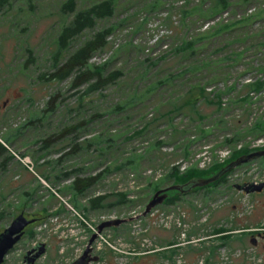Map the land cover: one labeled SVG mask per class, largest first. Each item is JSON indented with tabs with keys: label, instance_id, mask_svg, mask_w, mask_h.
Masks as SVG:
<instances>
[{
	"label": "rangeland",
	"instance_id": "1",
	"mask_svg": "<svg viewBox=\"0 0 264 264\" xmlns=\"http://www.w3.org/2000/svg\"><path fill=\"white\" fill-rule=\"evenodd\" d=\"M66 1L11 0L0 12V141L9 150L0 158V233L20 214L33 219L32 214L40 213L43 218L42 224L29 227L35 235H26L6 264H25L24 255L38 244H45L46 252L35 264H72L98 226L112 219L128 221L98 234L93 254L99 261L94 264H264V240L256 237L264 234V191L247 195L221 187L214 195L196 192L143 215L154 193L173 185L167 175L174 165L201 170L216 156L225 162L233 148L223 145L225 138L250 122L251 106L240 97L248 92L244 85L264 79L254 72L264 70V50L259 53L256 46L264 41V14L217 36L210 31L223 20L231 23L263 10L264 0H229L227 10L215 7L217 0H115L114 16L98 21L60 55L61 60L68 57L95 31L115 28L106 49L90 65L108 60V71L122 70L124 76L87 96L88 85L74 90L72 78H41L53 71L61 29L73 18L60 11ZM101 1L77 0V9ZM211 10L214 14L206 15ZM171 17L179 22L170 44L202 35L203 41L192 57L175 52L147 65L149 49L156 58L168 48L154 44L162 34L160 25H169ZM235 54L237 58H230L235 62L229 61ZM198 87L207 92L212 88L224 98L228 94L233 107L223 111L214 100L203 99L197 105L201 117L191 106L169 115ZM54 96L53 110L44 113ZM253 101L258 103L254 117L263 119L264 93ZM76 125L80 129L59 135ZM146 125V132L135 136ZM157 142L161 144L155 146ZM184 143L188 157L183 155ZM251 147L264 148V139ZM129 160L135 163L126 165ZM107 168L111 172L84 195L69 188L75 178ZM228 181L264 182V159L237 167ZM116 193H126L135 203L84 211L89 199ZM231 228L236 229L234 237L223 245L216 230Z\"/></svg>",
	"mask_w": 264,
	"mask_h": 264
},
{
	"label": "trees",
	"instance_id": "2",
	"mask_svg": "<svg viewBox=\"0 0 264 264\" xmlns=\"http://www.w3.org/2000/svg\"><path fill=\"white\" fill-rule=\"evenodd\" d=\"M244 3L249 2L250 0H243ZM11 0H0V12L2 10L7 9V7L10 5ZM215 7H219L220 10H227L230 7V1L229 0H217V4ZM60 11L63 16L67 17L69 15H73V18L63 26L61 29L60 35L58 37V52L54 57L53 61V71L51 74H44L41 76L42 79H45L47 81H64L69 78H72L71 82V88L76 90L84 85H88L86 91L84 94L90 95L91 93L99 92L103 90L104 88L113 85L117 83L119 79H121L124 76V72L122 70H114V71H108V68L111 64L108 60H105L102 64H95L90 65V60L98 53L103 52L106 47L108 46V39L112 37L115 28L113 26H110L108 28L100 29L98 31H95L93 36L87 39L79 48H77L74 52H72L68 57H65L63 60H61V53L67 49H69L71 42L82 35L86 30H94L95 25L98 21L111 18L114 16L116 11V3L115 0H104L101 2L93 3L91 6L83 9H77V0H67L60 8ZM263 10L257 11L255 13H252L251 15H247L248 17L240 18L239 20L231 23L229 20L227 22L219 24V26L215 25L212 28L213 32L211 35H219L222 32L229 31L233 28H236L238 23H245V22H252L259 16H262L264 13H262ZM185 12V11H184ZM187 14V13H186ZM206 14V13H204ZM214 14V11L211 10L208 12V16H211ZM177 22L179 20L172 19L169 25L164 24V26L161 24L159 33L162 30H166L167 34H161V37L155 42V46H166L167 49L163 50V54H158L156 58H151L153 56L152 49L144 48V50L147 52V65H151V62L153 61H162V57L166 55H174L175 52L178 54L183 55L186 57H192L195 55V47L197 46V43L200 41H203V35L198 37L197 39H191V40H185L181 43H175L170 44L172 40H175L176 32L178 29ZM181 22V21H180ZM236 26V27H235ZM180 27V26H179ZM210 28V27H209ZM264 33V32H262ZM214 36V37H215ZM258 35H255L257 37ZM120 45H118L119 47ZM170 46V48H169ZM256 46L258 47V52L264 50V41L257 42ZM261 48L263 50H261ZM161 51V50H160ZM162 52V51H161ZM238 55L235 54L234 56L230 55L228 56L229 61L235 62V60H231L230 58H237ZM191 70V69H190ZM259 74H264L263 68L258 69L254 72H258ZM216 86V85H214ZM245 88H248V92L245 96L240 97V99L244 101H248L251 110L250 113V122H247L245 125L246 128H242L239 130L240 133L235 134L233 137L227 136L225 138V141L223 145H230L233 146L232 149H228V151L231 153L229 158L225 162H219V157L215 158L214 161H212V164L207 167L206 169H198V168H184L181 170V166L174 165L171 168L170 173L167 175V180L169 182H172V184H181L189 181L192 178H209L213 175H215L217 172H219L222 168L227 166L230 162L237 159L240 156L250 154L252 152L263 150L264 148H254L251 147V144L255 143L256 141L260 139H264V136L257 135L264 133V118L260 119V116L255 115L258 114L257 112H254V110L257 108V102L253 101L254 98L257 96V98L264 93V79L256 80L252 83H247L244 85ZM206 88L198 87L195 90L191 89L190 92L186 95V97L182 100L183 102L179 105H174L173 108L168 111L169 115L173 114L176 111H181L185 109L187 106H191L192 111L197 113L199 117V111L197 109V105L200 103L201 100L206 101H213L217 104L218 109L227 111L230 110L233 105H231V98L230 96H227L228 94H225L227 98H224L223 95L219 94L220 92L212 90H205ZM198 91V93H197ZM224 92V91H222ZM237 92V91H236ZM253 93V95H251ZM55 101V96L51 97L48 101V106L44 110V113L51 112L53 110V103ZM153 115V112L150 114V116ZM45 116V114H43ZM42 119V118H40ZM39 119V120H40ZM203 120V119H202ZM252 125V126H251ZM78 128V125L72 126L70 130H64L59 135H63L62 133L67 131H76ZM147 130V125L144 126L142 129L137 130L134 132L135 136H141L143 135ZM201 133L203 136H206L208 132H205L203 129H201ZM68 135V133L66 134ZM255 135V136H254ZM50 140V139H49ZM49 140H45V143H48ZM8 141V140H7ZM189 142V141H188ZM161 142H157L155 146L160 145ZM107 147H111V145L106 144ZM46 147V145H45ZM8 148L5 144H3L0 141V158L3 157L6 153H8ZM183 155L184 157H188L190 155V151L188 148V143H184L183 145ZM264 159V157L259 158ZM256 161V160H255ZM135 163L133 160H129L127 164H133ZM245 165V164H244ZM234 169L216 182L207 185L203 188L195 189L193 192L187 195H181L176 191L169 192V197L166 200V202L162 206H170L176 204L178 201H181L185 199L187 196L196 193L204 191L207 193V195L219 192L221 187H231L235 188V185H228L229 181L228 178L231 176L235 171ZM111 172L110 168H107L105 171L100 172L97 175L94 176H86V177H77L74 179L72 184L69 186V188L73 191L75 195H84L87 191L92 189L94 186H96L103 177L104 173ZM64 176H69V173H65ZM58 177V176H57ZM48 178V177H46ZM156 189V188H155ZM114 198V200L109 203V199ZM132 203H135L132 200H129L127 198L126 193H116V194H103L99 195L95 198H91L88 201V205L84 207V211L86 214H89L91 211L101 210L108 207L113 206H130ZM41 216V217H40ZM1 218V216H0ZM30 218H34L36 221L29 225L28 228L25 230L23 238L27 235L33 238L35 235L33 231L29 229L30 226L35 225L38 226L39 224H42V214L36 213L32 214ZM236 229H217L216 233L222 235L221 241H223V245L230 240V238H233L234 235L232 234L233 231ZM22 238V239H23ZM173 242L171 245H174ZM218 246H215L213 250H216ZM15 249V248H14ZM13 249V250H14ZM212 250V251H213ZM176 249L174 248L171 252L174 253ZM6 264V260L4 262ZM208 264V261H207Z\"/></svg>",
	"mask_w": 264,
	"mask_h": 264
},
{
	"label": "water",
	"instance_id": "3",
	"mask_svg": "<svg viewBox=\"0 0 264 264\" xmlns=\"http://www.w3.org/2000/svg\"><path fill=\"white\" fill-rule=\"evenodd\" d=\"M264 157V149L252 152L238 157L237 159L230 162L227 166L222 168L219 172L209 178H192L189 181L181 184H173L166 188L157 190L152 199L147 204L143 215L149 214L154 208L163 205L168 199V193L171 191H176L181 195H187L193 192L195 189L203 188L210 185L237 167L250 163L256 159ZM235 188L238 191L244 192L247 195L262 193L264 191V182L261 183H244L236 184ZM36 220L29 219L24 214L16 216L11 224L0 233V264H4L7 256L12 252V250L17 246V244L22 240L26 228L33 224ZM126 219H112L102 222L98 226V232L93 234L89 240V243L83 252V254L72 264H94L99 261V257L93 255V243L96 241L98 234L104 231L106 228H119L122 224L126 223ZM256 239V238H255ZM255 239L253 240L255 243ZM46 252L45 244H38L32 249L28 250L24 255L23 261L25 264H35L36 261L44 255Z\"/></svg>",
	"mask_w": 264,
	"mask_h": 264
},
{
	"label": "flooded vegetation",
	"instance_id": "4",
	"mask_svg": "<svg viewBox=\"0 0 264 264\" xmlns=\"http://www.w3.org/2000/svg\"><path fill=\"white\" fill-rule=\"evenodd\" d=\"M252 236H255V233H253V234H251ZM256 237H258V239L259 240H264V234L263 233H257L256 234ZM259 241L257 240V239H255V244H257ZM95 243V242H94ZM94 243H93V245H94ZM92 245V247H93V252H95V248H94V246ZM94 255V254H93Z\"/></svg>",
	"mask_w": 264,
	"mask_h": 264
},
{
	"label": "built area",
	"instance_id": "5",
	"mask_svg": "<svg viewBox=\"0 0 264 264\" xmlns=\"http://www.w3.org/2000/svg\"><path fill=\"white\" fill-rule=\"evenodd\" d=\"M229 19H226V20H223L224 22H227ZM160 33H162V34H167V31L165 30H162ZM211 90V89H210ZM251 95H253V93L251 94ZM256 99H257V96L255 97ZM260 140H262V139H260ZM260 140H258V141H260ZM258 141H256V142H258Z\"/></svg>",
	"mask_w": 264,
	"mask_h": 264
}]
</instances>
